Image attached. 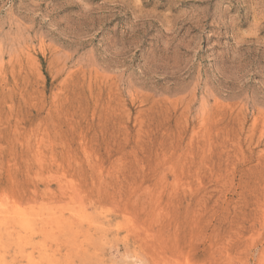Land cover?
Segmentation results:
<instances>
[{
    "label": "rangeland",
    "instance_id": "rangeland-1",
    "mask_svg": "<svg viewBox=\"0 0 264 264\" xmlns=\"http://www.w3.org/2000/svg\"><path fill=\"white\" fill-rule=\"evenodd\" d=\"M0 228V264H264V0H0Z\"/></svg>",
    "mask_w": 264,
    "mask_h": 264
},
{
    "label": "bare ground",
    "instance_id": "bare-ground-1",
    "mask_svg": "<svg viewBox=\"0 0 264 264\" xmlns=\"http://www.w3.org/2000/svg\"><path fill=\"white\" fill-rule=\"evenodd\" d=\"M7 216V215H6ZM1 229V228H0ZM10 237V236H9ZM2 239V238H1ZM2 253V252H1Z\"/></svg>",
    "mask_w": 264,
    "mask_h": 264
}]
</instances>
